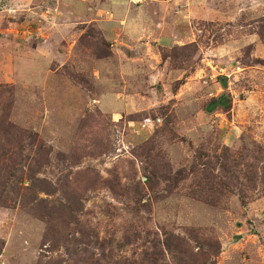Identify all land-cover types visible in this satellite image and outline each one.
<instances>
[{"label":"rangeland","instance_id":"1","mask_svg":"<svg viewBox=\"0 0 264 264\" xmlns=\"http://www.w3.org/2000/svg\"><path fill=\"white\" fill-rule=\"evenodd\" d=\"M0 264H264V0H0Z\"/></svg>","mask_w":264,"mask_h":264},{"label":"trees","instance_id":"2","mask_svg":"<svg viewBox=\"0 0 264 264\" xmlns=\"http://www.w3.org/2000/svg\"><path fill=\"white\" fill-rule=\"evenodd\" d=\"M107 47H108V51H107V53L106 54H102V51H100L99 49H98V52L96 53V55L98 56V57H103V56H106V55H110V54H112V50H111V47H110V45L108 44L107 45ZM97 50V49H96ZM191 54V51H190V53L188 54V55H190ZM179 54H177V52H168V51H164V59L165 60H167V59H170L171 57L172 58H177V56H178ZM224 100H225V98L224 97H218V98H215V99H213L211 102H210V104L209 105H207V111L208 112H211V111H215L216 109H217V106H221V105H224L223 103H224ZM223 165H225V164H223ZM39 168H41V167H39ZM37 181H39V180H37ZM50 185L53 187V185L50 183ZM207 185L208 186H210L211 188L212 187H215L216 186V183L214 182V181H212V182H210V183H207ZM71 202H75L73 199H71ZM244 204H245V201H244ZM186 243V242H185ZM168 246L171 248V250L173 251V247L171 246V243H169V240H168ZM191 245L190 244H188L187 243V247H190Z\"/></svg>","mask_w":264,"mask_h":264},{"label":"built area","instance_id":"3","mask_svg":"<svg viewBox=\"0 0 264 264\" xmlns=\"http://www.w3.org/2000/svg\"><path fill=\"white\" fill-rule=\"evenodd\" d=\"M133 1H135V2H141V1H143V0H133Z\"/></svg>","mask_w":264,"mask_h":264}]
</instances>
